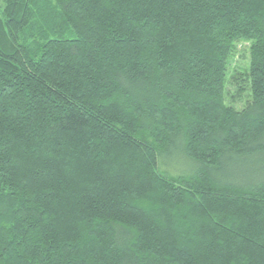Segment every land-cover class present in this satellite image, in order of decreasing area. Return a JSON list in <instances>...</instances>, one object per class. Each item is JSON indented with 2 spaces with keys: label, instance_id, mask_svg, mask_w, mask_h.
<instances>
[{
  "label": "trees",
  "instance_id": "trees-1",
  "mask_svg": "<svg viewBox=\"0 0 264 264\" xmlns=\"http://www.w3.org/2000/svg\"><path fill=\"white\" fill-rule=\"evenodd\" d=\"M0 2V264H264V0Z\"/></svg>",
  "mask_w": 264,
  "mask_h": 264
},
{
  "label": "rangeland",
  "instance_id": "rangeland-1",
  "mask_svg": "<svg viewBox=\"0 0 264 264\" xmlns=\"http://www.w3.org/2000/svg\"><path fill=\"white\" fill-rule=\"evenodd\" d=\"M1 4V2H0ZM238 49L240 50L241 47H238ZM241 56V57H240ZM247 62V55L244 53H240L239 57L237 56L235 58V60L233 61V64L231 66V68L235 67L236 69L243 68V66L246 64ZM232 70L229 69V77L232 75ZM227 89L230 95H234V87H232L231 85H227ZM246 97L241 99V100H237L234 103H232L233 106L237 107V108H241L243 102L245 101ZM227 102H231L230 99H227ZM166 166L170 167L171 169L174 170H178V167H182L183 165L186 166V170L188 168V165H186V163L184 162L183 157L180 155V153L178 152H174V154L170 155L169 159L166 160ZM232 166V165H231ZM244 166H232L229 167L228 171L232 172V174H235L236 179L243 176L244 172H246L247 167ZM251 168V167H250ZM168 171V170H167ZM169 172V171H168ZM242 180V179H241Z\"/></svg>",
  "mask_w": 264,
  "mask_h": 264
}]
</instances>
